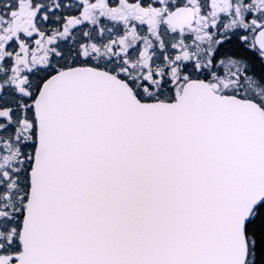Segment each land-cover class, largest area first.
Listing matches in <instances>:
<instances>
[{
	"label": "snow or ice",
	"instance_id": "obj_1",
	"mask_svg": "<svg viewBox=\"0 0 264 264\" xmlns=\"http://www.w3.org/2000/svg\"><path fill=\"white\" fill-rule=\"evenodd\" d=\"M0 264H264V0H0Z\"/></svg>",
	"mask_w": 264,
	"mask_h": 264
}]
</instances>
